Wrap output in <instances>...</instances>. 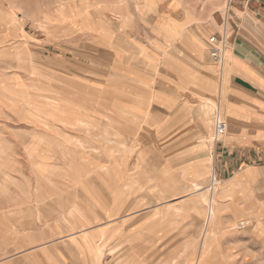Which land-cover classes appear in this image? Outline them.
Listing matches in <instances>:
<instances>
[{"label":"crops","instance_id":"0c3cea01","mask_svg":"<svg viewBox=\"0 0 264 264\" xmlns=\"http://www.w3.org/2000/svg\"><path fill=\"white\" fill-rule=\"evenodd\" d=\"M230 1L210 28L226 46L220 65L206 42L207 54L188 57L189 65L181 57L179 70L157 62L135 72V101H103V119L90 107L77 112L73 101H36L29 119V101H19V113L17 101H0V264H135V248L154 243L161 213L157 233L170 240L171 215L156 201L184 204L186 189L173 181L186 170L203 175L215 112L227 124L225 167L264 153V0ZM92 121L103 131L88 128ZM204 249L195 264H204Z\"/></svg>","mask_w":264,"mask_h":264},{"label":"rangeland","instance_id":"374dc122","mask_svg":"<svg viewBox=\"0 0 264 264\" xmlns=\"http://www.w3.org/2000/svg\"><path fill=\"white\" fill-rule=\"evenodd\" d=\"M230 3L0 0V101H17L11 106L17 113L19 101H29L25 105L29 119L36 112V101H56L57 108L73 101L77 112L90 107L93 118L103 119L108 112L103 101H135V72L147 74L157 62L179 70L181 57L189 65L188 57L206 55L213 21L225 15ZM152 52L160 58H150ZM190 92L195 95L194 90ZM215 107L211 102L205 108L212 115ZM125 108H119L121 115ZM105 122V129L102 121H92L87 127L111 130L112 122ZM28 124L35 127L34 121ZM67 124L71 123H61L68 128ZM75 125L72 128L82 129L84 124ZM223 138L215 145L210 133L202 176L186 170V175L173 181L186 189L183 205L171 198L156 201L171 215V239L157 233L164 221L161 213L154 243L148 250L135 248V258H139L135 264H195L203 242L204 264H264V153L225 167ZM129 155L133 156L125 152ZM158 181L164 183L163 177L158 176ZM211 207L215 215L209 222Z\"/></svg>","mask_w":264,"mask_h":264},{"label":"built area","instance_id":"2783aa9c","mask_svg":"<svg viewBox=\"0 0 264 264\" xmlns=\"http://www.w3.org/2000/svg\"><path fill=\"white\" fill-rule=\"evenodd\" d=\"M208 43V57L210 61L216 65H220L225 57L226 46L224 42L218 39L215 35H211L207 39ZM214 125L212 132V140L216 145L220 142V140L224 137L227 132V124L226 122L219 117L218 112L214 113Z\"/></svg>","mask_w":264,"mask_h":264},{"label":"bare ground","instance_id":"6f19581e","mask_svg":"<svg viewBox=\"0 0 264 264\" xmlns=\"http://www.w3.org/2000/svg\"><path fill=\"white\" fill-rule=\"evenodd\" d=\"M242 174H238L237 176H238V178L241 176ZM197 187V186H196ZM197 191L199 190V188H197L196 189ZM211 209V212H208L207 213V220L206 221H211V219H213V217H214V215H215V212H214V208H210ZM208 211H210V210H208Z\"/></svg>","mask_w":264,"mask_h":264}]
</instances>
